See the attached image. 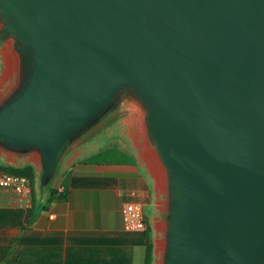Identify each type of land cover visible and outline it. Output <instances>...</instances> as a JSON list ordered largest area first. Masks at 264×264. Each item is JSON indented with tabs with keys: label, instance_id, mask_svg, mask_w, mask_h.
<instances>
[{
	"label": "water",
	"instance_id": "water-1",
	"mask_svg": "<svg viewBox=\"0 0 264 264\" xmlns=\"http://www.w3.org/2000/svg\"><path fill=\"white\" fill-rule=\"evenodd\" d=\"M23 75L0 141L64 143L125 88L167 179L163 264H264V0H0Z\"/></svg>",
	"mask_w": 264,
	"mask_h": 264
},
{
	"label": "crops",
	"instance_id": "crops-1",
	"mask_svg": "<svg viewBox=\"0 0 264 264\" xmlns=\"http://www.w3.org/2000/svg\"><path fill=\"white\" fill-rule=\"evenodd\" d=\"M4 53L14 59L13 69L5 76ZM20 65L12 37L0 32V107L15 90L12 78ZM7 79L9 84H5ZM134 121L132 116L122 123L131 126ZM125 134L133 144L111 147L124 151L133 162H81L98 151L82 158L81 150H60L47 180L37 148H11L0 141V165H31L34 170L31 193L0 188V264H143L145 235L124 228L121 209L125 203L143 206L153 245L151 264H163L168 203L165 169L146 129L128 127ZM141 136L148 148L140 145ZM51 189L66 192L67 199L49 200ZM31 214L33 220L25 227Z\"/></svg>",
	"mask_w": 264,
	"mask_h": 264
},
{
	"label": "rangeland",
	"instance_id": "rangeland-1",
	"mask_svg": "<svg viewBox=\"0 0 264 264\" xmlns=\"http://www.w3.org/2000/svg\"><path fill=\"white\" fill-rule=\"evenodd\" d=\"M22 75L23 68L22 66H19L15 77L12 78L15 90L21 81ZM10 82L11 80L7 79L5 84H9ZM141 98L140 94L133 87H127L122 90L116 96L112 105L107 108L103 114L98 116L88 126L83 128L77 134L71 136L66 141L67 144L63 146V148L61 147L60 153H65L71 150H81L82 153L79 154V156L84 158L90 155L93 151L96 152L114 145L127 147L128 145L133 144L130 137L125 134L128 127H137L139 131H144L146 129L144 112L147 108ZM132 116L135 117L133 125L129 126L128 124L122 123L124 119ZM141 137L140 145H144L148 148V141L145 140L143 136ZM147 152L149 153V151ZM148 157L149 155L147 158ZM165 197L166 194L164 198ZM160 258L162 259V256ZM160 264H162V262Z\"/></svg>",
	"mask_w": 264,
	"mask_h": 264
},
{
	"label": "trees",
	"instance_id": "trees-1",
	"mask_svg": "<svg viewBox=\"0 0 264 264\" xmlns=\"http://www.w3.org/2000/svg\"><path fill=\"white\" fill-rule=\"evenodd\" d=\"M117 161V162H133V159L126 154L124 151L116 148L110 147L105 148L97 153L81 160V162H101V161ZM0 172H7L14 175L24 176L28 179L30 185L34 179V170L31 165H23L20 167L10 166V165H0ZM67 199L66 192H57L55 189L50 190L49 200H61L65 201ZM33 220V216L31 214L28 224L25 226H30L31 221ZM145 235V256L143 264H151L152 263V251L153 245L151 239L148 235V229L144 231Z\"/></svg>",
	"mask_w": 264,
	"mask_h": 264
},
{
	"label": "built area",
	"instance_id": "built-area-1",
	"mask_svg": "<svg viewBox=\"0 0 264 264\" xmlns=\"http://www.w3.org/2000/svg\"><path fill=\"white\" fill-rule=\"evenodd\" d=\"M0 188L20 193H31V185L24 176L0 172ZM123 226L128 231L144 232L147 229L143 206L137 203H125L121 209Z\"/></svg>",
	"mask_w": 264,
	"mask_h": 264
},
{
	"label": "bare ground",
	"instance_id": "bare-ground-1",
	"mask_svg": "<svg viewBox=\"0 0 264 264\" xmlns=\"http://www.w3.org/2000/svg\"><path fill=\"white\" fill-rule=\"evenodd\" d=\"M10 53V52H9ZM8 53V54H9ZM7 53H4V55H3V61H4V67H5V69H4V76L5 75H7L8 73H9V71H10V69L12 68V66H13V63H14V59H13V57L11 58L9 55H8ZM17 55V54H16ZM18 68V67H17ZM13 69V68H12ZM16 69V68H15ZM14 69V70H15ZM125 97V96H124ZM159 165V164H158ZM162 172V171H161ZM161 175V174H160ZM161 178H162V176H161Z\"/></svg>",
	"mask_w": 264,
	"mask_h": 264
}]
</instances>
